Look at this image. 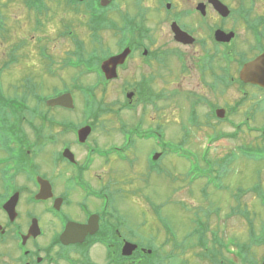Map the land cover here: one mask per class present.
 Masks as SVG:
<instances>
[{
  "label": "flooded vegetation",
  "instance_id": "1",
  "mask_svg": "<svg viewBox=\"0 0 264 264\" xmlns=\"http://www.w3.org/2000/svg\"><path fill=\"white\" fill-rule=\"evenodd\" d=\"M123 1L127 0H20L19 9L30 20L24 23L23 32L39 31L46 37L42 32L47 26L50 37L73 36L74 45L65 49L61 62L73 74L70 84L63 85L56 96L111 92L123 96L117 102V110L111 112L119 117L117 126L122 142L107 149L100 147L94 134L102 132L103 137H108L107 120L97 118L93 112L83 113L82 121L76 124L73 120L53 118L49 111L35 106L30 108L28 98L2 99L0 105L4 110L9 107L11 112L7 109V118L0 119V125L3 124L0 128V264H174L179 259L190 264L192 249L207 264H263L264 252L259 249L264 245L263 238V243L255 246L253 237L250 243H244L235 235L231 237L232 246L208 247L206 227L200 224L196 229L199 244L190 246L192 234L181 230L179 234V229L170 226L166 217L160 215L159 195L150 188L148 176L166 173L163 163L171 156L178 160L177 167L182 162L187 164L184 181L193 165V152L185 147L183 140L175 142L164 134L168 123L158 118L162 102L168 104L183 95L189 102L187 122L190 124L201 122L200 111L206 105L207 118L204 117L209 124L253 127L251 119L259 115L264 105V87L245 82L241 72L247 63L264 53V18L252 17V0H232V5L226 0H196L189 7L182 6L183 0H148L151 7L144 6L146 0H134L135 10L124 9ZM218 1L226 6L224 10ZM63 10L77 15L71 17L75 21L84 17L86 22L79 25L86 27V39L75 38L74 25L63 22L60 16ZM8 18L0 6V45H8L10 39L17 37L15 30H21L8 25ZM57 18L59 21L53 22ZM149 21L153 22V28ZM164 22L172 46L156 38L158 26ZM174 24L196 40L191 44L177 41ZM219 31L224 33L223 37ZM40 33L30 38L39 41L38 45L43 44ZM230 34L233 36L225 39ZM20 39L6 59L4 53L0 57L3 76L12 61H19L16 53L27 41ZM249 41L253 43L250 45ZM247 44V50L253 51L251 56L244 50ZM59 51L63 52L62 47ZM124 52L127 56L122 62L116 65L110 62L104 68L103 63ZM39 56L45 58L47 73L57 75L53 46L51 49L49 45L41 46ZM193 71L199 83L215 92L221 87L236 88L238 98L221 104L209 100L203 92L186 89L184 83L190 80ZM180 77L182 82H178ZM169 84L167 90L165 85ZM35 97L39 99L40 95ZM15 102L16 107H11ZM246 103L249 107L245 110ZM52 108L61 109L49 107ZM240 115L243 120H239ZM57 126L60 130L55 131ZM88 126L89 134L81 139L79 131ZM28 131L33 133L32 137ZM184 137L189 140L190 134ZM143 144L149 145L145 158H142ZM80 152H84L83 160ZM208 156L209 150L204 149L203 163H195L194 168L201 173L215 170ZM97 159L109 170L110 179L89 172L97 165ZM119 162L126 168L133 166L134 174L123 175L125 170ZM114 167L118 172H113ZM119 172L121 176L117 177ZM119 183L126 186L119 194L131 195L139 208L141 219L135 223L116 209ZM139 199H143L149 211L143 209ZM151 224L156 228L154 231ZM218 239L220 235L214 232L212 242L215 244ZM215 252L217 257L213 255Z\"/></svg>",
  "mask_w": 264,
  "mask_h": 264
},
{
  "label": "rangeland",
  "instance_id": "2",
  "mask_svg": "<svg viewBox=\"0 0 264 264\" xmlns=\"http://www.w3.org/2000/svg\"><path fill=\"white\" fill-rule=\"evenodd\" d=\"M195 1L196 0H183L182 6H193ZM226 1H230L229 3L232 5V0ZM252 1L254 5V14L252 17L256 19L264 18V0ZM133 2L134 0L123 1V5L126 7L123 8L129 10L131 7L135 10ZM251 3L252 2L249 1L248 6H250ZM0 6L6 13V16L7 14L9 15L8 25L14 29H21L20 32L15 30L17 37L15 39H10L8 45H6V43L0 45V57L4 53L3 57L6 59L12 48L18 45L19 38L27 40L25 46H22L16 53L20 56L18 59L19 61H12L10 64L11 67L7 70L5 75L3 76V74H0V102L2 99H7L8 97H13L10 99L16 100H21L22 97L25 99L28 98V102L31 104L30 108L37 107L46 112L49 111L53 118L73 120L76 124H79L78 122H81V119H83V113L87 111L91 112L92 110L85 109L86 100L84 99V95L80 93L74 95L76 104L74 110L61 108L60 111L58 110L59 112L53 108L49 109L44 102H38L37 98L34 96L39 94L40 96L51 97L57 94L59 90L63 89V85L68 86L70 84V76L73 74V70L66 68L64 63L62 67L61 62L64 61L65 49H72L74 45L72 42L73 36L62 37L61 35H52V37H50L49 28L47 26L44 27L46 30L42 32L43 35H48L46 37H43L39 31L29 30V32H23L24 23L30 20H28V18L25 17L26 15L24 16V12L19 9L21 6L20 0H3L0 1ZM144 6L151 7L152 2L150 3V1L146 0ZM60 16L63 17V22L74 25L73 28L75 27L76 29L73 30L75 38H87L86 27L79 25L86 22L84 17L81 20L77 19L75 21L71 17L77 15L67 10H63ZM58 21L59 18L55 19L53 22L56 23ZM149 26L153 28L152 21H149ZM36 32L40 33V38L43 39L40 42L43 43L42 45H38L39 41L37 42L30 39L33 34L38 35ZM156 38L164 40L165 44H169V46L173 45L168 26L165 22L158 26V36H156ZM54 43H56L57 47H55ZM252 43L253 42L249 41L250 45ZM249 44H247L246 47L243 46L244 50L251 56L253 55V51L250 49L247 50ZM45 45H49L50 49L51 46H53V51H56L57 75L47 73L48 66L45 65V58L39 56L40 47ZM61 47L63 52L59 51ZM46 52L48 53V51ZM176 76L175 74L173 78L174 81ZM182 79L183 78L180 77L178 82H182ZM181 85L182 83H180L179 86ZM165 86H168L167 90H170V84ZM184 87L193 91L198 90L203 92L209 100H216L221 104H224L226 100L232 102L234 99L238 98V92L234 87H221L220 91L215 92L202 83H199L198 75L195 71L191 73L190 80L184 83ZM33 90H35L34 93ZM25 91H28V94H25ZM251 92H254V90H251ZM182 96L183 95L176 96L174 101H169L168 104H165V102L160 104L161 113L158 115V118L165 121L166 124L168 123V128H165L164 134L167 138L173 139L175 142L179 139L183 140L185 147L193 152L194 157L191 161L193 164L203 163L201 152L209 148L208 157L212 158L216 169L203 173H199L198 170L192 169L189 178L184 181L183 179L185 178L182 179V176H184L183 173L187 164L182 162L180 166L177 167L178 160L174 156L167 158L166 161L164 160L163 166L167 169V172L163 174L151 173L148 176L150 188L152 191H154V189L157 190V194L159 195L158 204L161 211L160 215L166 217L164 219L169 222L170 226L179 229L177 230L179 234H181V231L192 234L189 239L190 246L199 244L200 239L196 229L200 228V224L206 227L209 245L213 244L212 237L214 232H217L221 237V239L217 241L220 243L224 242L226 247L232 246L231 237L235 235L238 236L240 242L250 243L253 233L261 235L264 232V135L262 134L264 132V105L261 106L259 115L256 114L255 117L251 119V125L253 126L251 128L243 126L235 128L227 124H209L205 119V110L208 109L206 105H204L206 109L203 108L200 111V114L203 115L201 122L199 124H190L187 122L189 102L184 100ZM240 97L241 95L239 98ZM121 98H123L121 94L112 92L95 96L98 104H101V106L104 105L105 107L108 106L109 108L106 107L108 111L100 117L101 119L107 120L106 135L108 137H103L104 133L102 132H97V136L94 134L95 137H98L101 148L107 149L112 147V145H121L122 138L119 127L117 126L119 117L109 113L114 108L113 111L117 110V102ZM16 103L17 102L12 103L11 107H16ZM247 104L248 103L242 108L246 110L249 107ZM7 109H9V107L4 110L0 105V119L7 118V114L5 113ZM148 115H151V113ZM11 118L12 115L9 119ZM36 118L35 122L38 124V116ZM243 119V116L240 115L239 120ZM184 123L187 126H185ZM54 129L55 131L60 130L58 126ZM30 131H28V134L32 137L33 133ZM234 132L238 133V136L233 135L235 134ZM186 133L190 134L189 140L184 139ZM212 136H218V138L209 140L208 138ZM148 149L149 145H142V151L144 153L142 154V158H145V152ZM138 155H140L139 152ZM79 157L83 160L84 152L81 153ZM174 162L175 166L173 165ZM96 164L97 165L89 172L95 175L101 173L104 175V180L110 179L108 175L109 170L101 166L100 159H97ZM118 164L121 166L123 165L122 167L125 170L123 175L127 176L134 174L132 171L133 166L126 168L127 166L125 164L120 162ZM110 168L112 167L110 166ZM114 171H117V167L113 168V172ZM110 172H112L111 169ZM199 175H201L202 178H200ZM116 176L120 177V172L117 173ZM143 181L146 182L145 179H143ZM94 182H96V180H93V183ZM207 184L210 185L205 186ZM125 187V184H118V197H116L115 206L121 213H125L126 218L129 217V219L135 223L138 218L141 219L138 212L139 208L134 205L131 195L124 194L121 196L119 194V191ZM201 188H203L202 191H200ZM133 194H135V192H133ZM139 197L140 195L138 198ZM140 201H142L141 206H143V209L149 211V207L143 199ZM246 211L248 213L244 214ZM149 213L152 214L151 212ZM242 216H245V219ZM235 217H237L238 220H235ZM158 220L160 221L161 217H159ZM182 226L185 227L186 231ZM155 229L156 228L151 224V231ZM184 236L185 234H183L181 238ZM254 245L257 246L259 244ZM259 249L260 251L262 250L261 252H264V245L259 247ZM186 256L188 257V255ZM225 256L230 257V254H225ZM189 257L190 264H207L206 260H199L197 256L194 255L193 249L189 253ZM175 262L177 264H184V261L180 259Z\"/></svg>",
  "mask_w": 264,
  "mask_h": 264
},
{
  "label": "water",
  "instance_id": "3",
  "mask_svg": "<svg viewBox=\"0 0 264 264\" xmlns=\"http://www.w3.org/2000/svg\"><path fill=\"white\" fill-rule=\"evenodd\" d=\"M219 7L221 9H225L226 6L223 5L220 1H218ZM174 32L176 34V39L178 41L184 42V43H190L193 42L192 36H190L188 33L182 31L180 27H178L176 24L173 25ZM218 34H221L223 37L224 33L222 31H219ZM233 35H227L225 36V39H230ZM223 39V38H222ZM127 52L122 54L121 56L112 58L111 60L107 61L104 63V68L105 65L108 63H114L115 65L118 63V61H123L124 57L126 56ZM120 58V59H119ZM241 79L244 80L245 82H250L254 84H259L264 87V54L260 55L257 57L255 60L247 63L245 67L243 68L241 72ZM48 105L50 106H62V107H67V108H72L74 107V101L73 97L71 94H63L59 97L52 98L48 100ZM90 128L86 127L83 128L82 130L79 131V135L81 139H85V137L89 134ZM157 158V156L155 157ZM264 264V263H263Z\"/></svg>",
  "mask_w": 264,
  "mask_h": 264
},
{
  "label": "trees",
  "instance_id": "4",
  "mask_svg": "<svg viewBox=\"0 0 264 264\" xmlns=\"http://www.w3.org/2000/svg\"><path fill=\"white\" fill-rule=\"evenodd\" d=\"M89 97V102L92 104L97 105V101L95 100V96L94 95H87ZM45 102V99H43ZM106 112V110H104L103 106H101L99 104V109H98V114L97 117H101L102 114H104Z\"/></svg>",
  "mask_w": 264,
  "mask_h": 264
}]
</instances>
